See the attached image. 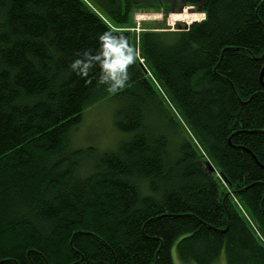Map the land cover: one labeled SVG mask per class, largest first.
<instances>
[{
  "label": "trees",
  "instance_id": "16d2710c",
  "mask_svg": "<svg viewBox=\"0 0 264 264\" xmlns=\"http://www.w3.org/2000/svg\"><path fill=\"white\" fill-rule=\"evenodd\" d=\"M175 2L200 22L127 30ZM101 34L115 91L70 67ZM263 69L264 0H0V264H264ZM106 100L116 149L71 148Z\"/></svg>",
  "mask_w": 264,
  "mask_h": 264
},
{
  "label": "rangeland",
  "instance_id": "374dc122",
  "mask_svg": "<svg viewBox=\"0 0 264 264\" xmlns=\"http://www.w3.org/2000/svg\"><path fill=\"white\" fill-rule=\"evenodd\" d=\"M165 13V9L138 10L133 16V27L127 30L135 36H139L145 31L161 27H169L171 30H176L177 25H180L179 28H188L195 23L193 21L199 19V15H197L193 7L182 6L177 2L170 7L167 14ZM134 53L139 57V40L135 42ZM141 62L143 63V60ZM116 108L117 103L113 100H106L87 108L82 115L81 124L72 133L71 148H93L97 150L98 154L116 149L122 139V135L114 126ZM155 119L154 123L156 124L157 121ZM173 257L175 264H184L180 261L176 249L173 250ZM215 264H226L225 255L223 254Z\"/></svg>",
  "mask_w": 264,
  "mask_h": 264
},
{
  "label": "clouds",
  "instance_id": "9594fccd",
  "mask_svg": "<svg viewBox=\"0 0 264 264\" xmlns=\"http://www.w3.org/2000/svg\"><path fill=\"white\" fill-rule=\"evenodd\" d=\"M100 41V55H101V61H97L96 63H92L90 61V57H95L92 53L89 51H85L80 55L79 58L75 59L70 67L74 72H78L81 76L87 75L88 71L94 67L97 66L100 69V74L98 77V83L107 85V88L109 91H115L119 88L124 87L126 81L128 80V72L127 67L129 64L133 62L134 55L128 54V52H125V55L127 57V63L123 65L118 71V73L114 74L111 67H110V58L103 56L104 46L109 41H116L117 44H119L123 49H128V43L127 40L122 36H113L111 34H101L99 36Z\"/></svg>",
  "mask_w": 264,
  "mask_h": 264
},
{
  "label": "water",
  "instance_id": "95a60500",
  "mask_svg": "<svg viewBox=\"0 0 264 264\" xmlns=\"http://www.w3.org/2000/svg\"><path fill=\"white\" fill-rule=\"evenodd\" d=\"M263 75H264V69H263V71H262L261 78H263ZM209 167H210V169H211L212 171L215 170L214 167H213L211 164H209Z\"/></svg>",
  "mask_w": 264,
  "mask_h": 264
},
{
  "label": "bare ground",
  "instance_id": "6f19581e",
  "mask_svg": "<svg viewBox=\"0 0 264 264\" xmlns=\"http://www.w3.org/2000/svg\"><path fill=\"white\" fill-rule=\"evenodd\" d=\"M198 15V14H197Z\"/></svg>",
  "mask_w": 264,
  "mask_h": 264
}]
</instances>
